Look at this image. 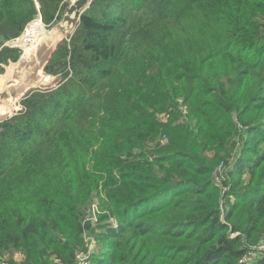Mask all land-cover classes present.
I'll return each instance as SVG.
<instances>
[{
	"label": "trees",
	"instance_id": "1",
	"mask_svg": "<svg viewBox=\"0 0 264 264\" xmlns=\"http://www.w3.org/2000/svg\"><path fill=\"white\" fill-rule=\"evenodd\" d=\"M69 1L0 0V75L4 44ZM45 71L60 86L0 124L1 262L77 264L90 231V264H240L264 243V0H92Z\"/></svg>",
	"mask_w": 264,
	"mask_h": 264
},
{
	"label": "water",
	"instance_id": "2",
	"mask_svg": "<svg viewBox=\"0 0 264 264\" xmlns=\"http://www.w3.org/2000/svg\"><path fill=\"white\" fill-rule=\"evenodd\" d=\"M91 1L92 0H76L69 7L67 14L65 15L62 21L63 27L66 23H68V25L66 26L67 28L64 27L65 29L62 30L64 40L74 34L76 28L80 23L82 14L89 7ZM60 40L58 42H55L56 44L53 45V48L55 47L54 49H47H53L51 55L57 50L60 42L63 39L61 41ZM41 44L45 43L38 44L32 50L31 54H28V51L26 50L24 55L17 62H11L7 67L4 66V73L1 74L0 77L9 73L11 75V79L7 82L5 86L0 88V107L4 106L7 108H12V113L15 110L18 113L19 111H21V107L19 108V105H21V101L25 99L30 92L35 90H51L45 88L48 79L43 76L42 69L44 68L47 62L49 63L52 56L48 58V53L43 52V45ZM39 55L40 60L42 61L41 63L36 61ZM32 57L34 58L33 62L29 59ZM13 115L11 116L13 117Z\"/></svg>",
	"mask_w": 264,
	"mask_h": 264
},
{
	"label": "rangeland",
	"instance_id": "3",
	"mask_svg": "<svg viewBox=\"0 0 264 264\" xmlns=\"http://www.w3.org/2000/svg\"><path fill=\"white\" fill-rule=\"evenodd\" d=\"M76 0H70L69 1V5L67 7V9L65 10V12L62 14V18L60 20H58L55 24L51 25L50 27L47 26L44 21H43V28L39 25V24H35L32 26L31 30H30V37H32V40L33 42H29L28 41V38L27 39H21L23 34H25V29L28 27V25L40 14H38L37 16H35L27 25L26 27L24 28L23 32L21 33V35L15 39H12L10 41H7L5 44H4V47L6 48H9V49H17L20 51V58L24 55L25 51L27 50L28 51V54H31V52H29V50H33L34 47H36L38 44H39V41L40 39L42 38V41L40 43H45V44H41L43 45V52H47L48 53V58L49 57H53L54 53H52L51 55V52L52 50L55 48H53V45L56 44L55 42H58L61 38L64 40V37H63V34H62V30L65 29L64 27H66L68 25V23H66L63 27V19L65 17V15L67 14V11L69 9V7L75 2ZM39 8L40 6L37 4V10L39 12ZM42 14V13H41ZM40 14V15H41ZM42 16V15H41ZM43 19V18H42ZM36 27H37V30H36ZM67 28V27H66ZM33 33V34H32ZM47 35V38H50L51 41H44V36ZM21 39L19 42H17V44L20 45V47H17V48H12L9 46V43L13 42V41H17ZM61 39V40H62ZM68 39V38H67ZM65 39V40H67ZM60 40V41H61ZM62 40V41H63ZM61 41V42H62ZM60 42V43H61ZM26 46V47H24ZM23 47V48H21ZM49 48H53L52 50H47ZM58 49V48H57ZM51 57V59H52ZM19 58V59H20ZM30 61H34V58H29ZM37 62L41 63L42 61L40 60V55L37 57L36 59ZM51 61V60H50ZM49 61V62H50ZM31 62V63H32ZM11 63V61L7 64V65H3V67H7L9 64ZM14 63V62H13ZM44 64V62H43ZM48 65V62L46 63V65L44 66V68L42 69V72H43V76H45L47 79H48V82H46V87L47 89H51V90H47V91H52V90H55L57 89L59 86H60V82L63 78V73H59L57 75H49L46 73L45 69ZM45 71V73H44ZM11 79V75L8 73L7 75H4L2 77H0V87L2 88L3 87V84H7V82ZM35 91H40V90H35ZM47 91H42V92H47ZM13 105V104H12ZM11 106V105H10ZM21 106L19 105V108ZM3 110H7V112L3 115H0V124L5 122L6 120H8L9 118H12L11 115L13 114H16L17 111L15 110L13 113H12V108H7V107H2ZM14 116V115H13ZM164 142L166 141L165 139L163 140ZM218 171L219 173L222 172V168H218ZM101 202L100 200H97L93 206H92V212L89 213V221L91 222L92 225V230L96 231V232H100L102 233V227H101V223H100V216L103 215L105 212L102 210L101 208ZM117 224H115L116 226ZM92 239L91 242L95 243V246L93 248V250L91 251L92 254L88 255L87 258H84L83 255H80L79 256V259H78V263L77 264H90L88 263L89 260L92 259V257H94L95 255H97L99 253V244H98V240H97V237L93 235V233L90 231L89 234L87 235L86 239ZM20 256V253L19 252H15L13 256L9 257L8 260H7V264H9L11 258H14V259H17L18 257ZM0 264H6L4 262H1L0 261ZM52 264H61V263H58L56 261H53Z\"/></svg>",
	"mask_w": 264,
	"mask_h": 264
},
{
	"label": "built area",
	"instance_id": "4",
	"mask_svg": "<svg viewBox=\"0 0 264 264\" xmlns=\"http://www.w3.org/2000/svg\"><path fill=\"white\" fill-rule=\"evenodd\" d=\"M35 24H39L43 28V19H42V16L40 14L28 25V27L25 29V34H23L21 39H23V37L26 35L29 28ZM19 41H20V39L17 41H13V42L9 43V46L12 48L20 47V45L17 44V42H19ZM21 48H23V47H21ZM262 254H264V243H260L256 247H253L252 249H250L248 251L247 255L242 258V260L240 261V264H251V262H252V260H254V258H257Z\"/></svg>",
	"mask_w": 264,
	"mask_h": 264
},
{
	"label": "bare ground",
	"instance_id": "5",
	"mask_svg": "<svg viewBox=\"0 0 264 264\" xmlns=\"http://www.w3.org/2000/svg\"><path fill=\"white\" fill-rule=\"evenodd\" d=\"M36 30H37V27H36ZM33 34V33H32ZM44 38V41L46 42V41H51V39L50 38H47V35L46 36H44L43 37ZM28 41L29 42H33V40H32V37H28ZM42 41V38L40 39V41H39V44H40V42ZM24 47H26V46H24ZM35 48V47H34ZM29 52H32V49L31 50H29ZM6 84L4 83L3 84V86H5ZM1 88V87H0ZM7 112V110H3L2 109V107H0V115H3V114H5Z\"/></svg>",
	"mask_w": 264,
	"mask_h": 264
}]
</instances>
